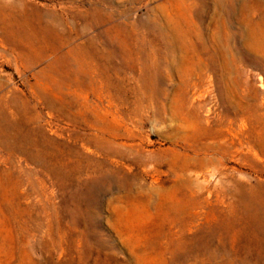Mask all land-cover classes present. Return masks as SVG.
Returning a JSON list of instances; mask_svg holds the SVG:
<instances>
[{"label":"rangeland","instance_id":"1","mask_svg":"<svg viewBox=\"0 0 264 264\" xmlns=\"http://www.w3.org/2000/svg\"><path fill=\"white\" fill-rule=\"evenodd\" d=\"M251 22L264 0H0V103L51 158L0 144V264H264Z\"/></svg>","mask_w":264,"mask_h":264},{"label":"bare ground","instance_id":"2","mask_svg":"<svg viewBox=\"0 0 264 264\" xmlns=\"http://www.w3.org/2000/svg\"><path fill=\"white\" fill-rule=\"evenodd\" d=\"M261 24V23H260ZM21 26V25H20ZM19 26V27H20ZM51 26V25H50ZM262 26V25H261ZM258 23L255 22H251L250 24V43L251 44H255V46H258L260 49H264V38L262 36V27H261ZM46 27V26H45ZM55 27V26H54ZM43 29V28H42ZM18 30V29H17ZM9 32V30H7ZM5 32V33H8ZM11 32V31H10ZM14 32V31H13ZM23 32V31H22ZM20 30V33L17 34V38L18 41L22 43L24 42H28V43H35L36 41H34V39H31L29 37L26 38L25 34H23ZM45 32H48L50 35H52L54 38V36H58L59 35V30H54L53 28H50L49 26H47V28L45 29ZM16 34V33H15ZM10 34H7V37ZM2 36V35H1ZM14 36V34H13ZM12 37V36H11ZM10 37V38H11ZM35 38V37H34ZM56 38V37H55ZM61 39V38H60ZM5 40H7L5 38ZM11 40H13L11 38ZM15 40V39H14ZM13 40V41H14ZM36 40V39H35ZM42 40V39H41ZM44 40V39H43ZM50 40V39H49ZM58 40V39H57ZM56 40V41H57ZM31 41V42H30ZM53 41V40H52ZM55 41V42H56ZM7 42V41H6ZM64 41H57L56 43V48L53 47V51L54 52H58V49L61 48V46L63 45ZM8 43V42H7ZM15 43V41H14ZM13 43V44H14ZM39 43V42H38ZM53 43V42H52ZM66 43V41H65ZM182 44H185L183 40H181ZM20 44V43H19ZM20 44V45H21ZM30 44V45H31ZM36 44V43H35ZM48 44V43H47ZM42 45V44H41ZM49 45V44H48ZM32 46V45H31ZM46 46V45H44ZM52 47V45H51ZM43 51V50H42ZM45 52V51H44ZM48 52V51H47ZM68 53V52H67ZM204 53V52H203ZM47 53H45L46 56ZM59 55V53H58ZM67 56V55H65ZM44 57V56H43ZM66 58V57H65ZM213 55L206 57H202L200 56L198 61L205 66L209 65V60H213ZM58 62V61H57ZM52 64V63H51ZM50 65V64H49ZM54 65V64H53ZM54 66L50 65V69L53 70V72H51L50 74V78L53 79L56 75H64L65 77H76L75 72L72 69H62L60 70L59 68H53ZM58 67V66H57ZM48 68V67H47ZM49 69V70H50ZM47 70V69H46ZM78 72V71H77ZM43 73V72H42ZM61 73V74H60ZM41 74V73H40ZM47 74V73H46ZM68 75V76H66ZM47 77V76H46ZM49 77V76H48ZM69 77V78H70ZM57 78V77H56ZM59 79V78H58ZM55 80V79H54ZM53 80V81H54ZM69 80V79H67ZM75 80V79H74ZM51 81V82H53ZM60 82V81H59ZM62 82V80H61ZM67 82V81H66ZM57 83V82H55ZM65 83V82H64ZM71 83V82H70ZM60 86V85H59ZM67 86V85H66ZM152 89V91L154 92V94H159L161 91L159 90V88L157 89V87L154 84H150L149 85ZM150 89V90H151ZM60 91V90H59ZM53 92V91H52ZM161 95V94H160ZM20 96V95H19ZM7 97V96H6ZM4 97V98H6ZM55 97V96H54ZM22 98V97H21ZM20 98V99H21ZM3 99V98H2ZM1 99V100H2ZM7 99V98H6ZM17 99V98H16ZM5 100V99H4ZM19 102V101H18ZM21 107H19L18 109H14L8 111V109H10V105L8 101H4V103H0V113L2 115V120L0 119V144L4 147H6L10 152H16V153H20L22 155L27 156L28 158H30L31 160H33L36 157L39 156L41 157L43 160L49 158L48 156H50L49 153V149H43V147L40 149L37 147V143L36 140L32 139L31 134L29 133H22V126L23 125H28L30 124V122H32L31 120V116H28V111L31 109V107L29 106L28 100L27 99H21ZM54 105V104H53ZM75 105V104H74ZM12 106V105H11ZM34 107V106H33ZM58 107V106H57ZM60 107V106H59ZM69 107V106H68ZM22 111H26L25 114L22 113ZM74 112V111H73ZM38 114V113H37ZM75 114V113H74ZM30 115V114H29ZM76 116V115H75ZM16 118H18V120H15ZM74 118V117H73ZM36 120V119H34ZM32 124V123H31ZM30 124V125H31ZM29 126V125H28ZM34 128V127H33ZM31 129V128H30ZM30 132V131H29ZM113 134V133H112ZM111 134V135H112ZM33 136V134H32ZM36 139V138H35ZM39 146V145H38ZM47 148V147H46ZM52 157V156H51ZM51 159V158H49ZM53 159V158H52ZM61 159V158H60ZM48 161V160H47ZM50 161V160H49ZM55 162V161H54ZM46 163V161H45ZM49 163V162H48ZM65 164V163H64ZM72 164V163H71ZM48 165V164H47ZM63 164H61L62 166ZM67 165V164H65ZM47 167V166H46ZM48 168V167H47ZM76 170V169H75Z\"/></svg>","mask_w":264,"mask_h":264}]
</instances>
